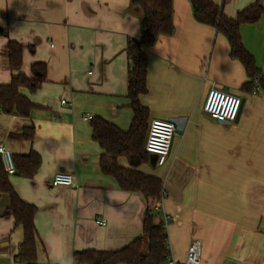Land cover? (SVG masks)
Instances as JSON below:
<instances>
[{
	"label": "crops",
	"instance_id": "0c3cea01",
	"mask_svg": "<svg viewBox=\"0 0 264 264\" xmlns=\"http://www.w3.org/2000/svg\"><path fill=\"white\" fill-rule=\"evenodd\" d=\"M132 1L0 0V30L8 34L0 35V85L12 78L10 41L25 47L28 77L33 65H46L42 87L21 90L36 106L30 117L0 114V144L14 155L33 150L42 158L34 179L9 177L19 197L38 209V264H72L84 250L118 251L143 234L147 199L102 172L103 150L84 121L92 116L131 128L127 47L144 33ZM213 1L229 18L256 4L264 8V0ZM173 10L174 34L146 49L148 93L140 101L150 122L174 123L177 136L164 167L152 155L140 171L164 183L161 212L176 261L200 241V264H264V94L243 88L244 66L223 34L196 21L189 0H173ZM241 36L264 73V15L242 26ZM213 89L241 97L237 121L221 123L204 112ZM25 127L35 128L32 143L14 137ZM58 173L72 174L75 187H53ZM9 207L3 194L0 264H23L17 256L24 232Z\"/></svg>",
	"mask_w": 264,
	"mask_h": 264
},
{
	"label": "trees",
	"instance_id": "16d2710c",
	"mask_svg": "<svg viewBox=\"0 0 264 264\" xmlns=\"http://www.w3.org/2000/svg\"><path fill=\"white\" fill-rule=\"evenodd\" d=\"M197 22L216 28L230 44L231 56L244 66L248 82L245 89H258L264 94V73L258 68L255 58L246 50L241 28L256 24L264 15V8L256 4L240 13L236 18L225 15L223 7L213 0H189ZM132 7L142 16L144 33L141 40L128 41L127 55L130 59L128 77V98L134 119L128 131H122L116 125L100 118L91 121L93 139L97 141L103 154L100 160L101 170L112 177L121 190L140 193L148 201L143 234L127 247L118 251L84 250L73 255L72 264H165L169 255V236L165 223L158 220L161 213L156 204L165 196L161 179L147 175L140 168L151 162V154L145 145L149 132V110L140 101L148 93V58L146 49L155 45L161 37H170L175 32L173 18V0H133ZM0 35L8 34L0 30ZM25 47L10 41L7 53L12 73L11 82L0 85V114L29 118L36 106L25 96L22 89L37 92L46 81V65L37 63L32 66V76L23 72ZM15 138L32 143L35 128H22ZM125 159L129 167L122 165ZM17 167L16 176L34 179L41 165V156L31 150L27 155H14ZM9 175L4 171L0 158V198L9 196V213L17 227L24 232L17 259L23 264H38L39 238L35 225L37 207L24 202L15 191Z\"/></svg>",
	"mask_w": 264,
	"mask_h": 264
},
{
	"label": "built area",
	"instance_id": "2783aa9c",
	"mask_svg": "<svg viewBox=\"0 0 264 264\" xmlns=\"http://www.w3.org/2000/svg\"><path fill=\"white\" fill-rule=\"evenodd\" d=\"M138 41L140 37L136 38ZM63 104H66L63 101ZM242 108V99L240 96L222 92L216 89L210 91L204 105V112L212 119L221 123H233L237 121ZM92 116H85L84 121L91 122ZM177 136V128L174 123L164 120H153L149 124V132L146 140V151L156 157V164L158 167H164L168 158L171 155L172 145ZM0 158L2 160L4 171L9 176H15L17 167L14 160V154L4 145L0 144ZM53 187H75V179L72 174L58 173L52 181ZM162 202L156 204V211L161 213L165 220V228L168 229L169 220L162 214ZM97 224L106 226L104 220H98ZM169 255L165 264H200L202 245L200 241H193L189 247L187 258L180 263L174 259L169 246Z\"/></svg>",
	"mask_w": 264,
	"mask_h": 264
},
{
	"label": "rangeland",
	"instance_id": "374dc122",
	"mask_svg": "<svg viewBox=\"0 0 264 264\" xmlns=\"http://www.w3.org/2000/svg\"><path fill=\"white\" fill-rule=\"evenodd\" d=\"M158 220L165 222L164 218H159Z\"/></svg>",
	"mask_w": 264,
	"mask_h": 264
},
{
	"label": "water",
	"instance_id": "95a60500",
	"mask_svg": "<svg viewBox=\"0 0 264 264\" xmlns=\"http://www.w3.org/2000/svg\"><path fill=\"white\" fill-rule=\"evenodd\" d=\"M242 106H243V101H242Z\"/></svg>",
	"mask_w": 264,
	"mask_h": 264
}]
</instances>
